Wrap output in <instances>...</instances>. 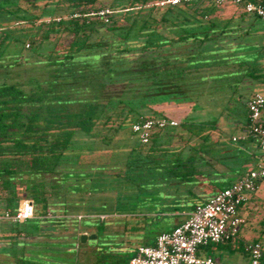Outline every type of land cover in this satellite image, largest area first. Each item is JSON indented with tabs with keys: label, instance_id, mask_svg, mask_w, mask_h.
<instances>
[{
	"label": "trees",
	"instance_id": "16d2710c",
	"mask_svg": "<svg viewBox=\"0 0 264 264\" xmlns=\"http://www.w3.org/2000/svg\"><path fill=\"white\" fill-rule=\"evenodd\" d=\"M156 1L110 0L104 22L96 15L102 0H0V214L23 199L34 205L31 220H0V264H50L49 251L67 256L66 242L80 246V221L119 214L107 208L108 190L168 180L177 195L193 196L201 179L231 173L237 181L264 162L253 141L211 142L218 118L199 116L221 101L219 115L234 110L242 114L234 127L248 124L242 90L264 75L256 57L223 52L229 25L249 14L223 20L205 0L163 8ZM64 34L69 42L59 47ZM169 105L189 108L176 128L152 133L147 144L114 139L135 136L140 120L167 118L161 108ZM174 139L196 144L170 152ZM175 204L169 213L201 203ZM260 240L250 243L264 248Z\"/></svg>",
	"mask_w": 264,
	"mask_h": 264
},
{
	"label": "rangeland",
	"instance_id": "374dc122",
	"mask_svg": "<svg viewBox=\"0 0 264 264\" xmlns=\"http://www.w3.org/2000/svg\"><path fill=\"white\" fill-rule=\"evenodd\" d=\"M109 1L102 0L105 5ZM105 5L104 7L107 8L108 6ZM40 6H42V3ZM240 14L238 9L228 5L215 10L212 18L224 20L231 16L237 17ZM12 28L18 30L25 28V31L28 32L30 30V26L27 24H15ZM228 38L230 44L225 46L226 51L223 53L236 54L240 59H243V57L244 59L256 57L258 68L262 70L264 75V22L253 15H246L243 20L234 19L229 25ZM69 39L65 34L62 35L58 41L59 47L66 45ZM51 40H55L54 35L51 36ZM26 45L25 49L30 50L31 47L27 48ZM255 93L264 95V82L249 83L242 90V94L245 95L246 99H250ZM214 106V108L213 106L205 107L203 110L205 115H199L201 118L211 121L218 118L216 129L211 135V142L218 139L226 142L232 135L240 134L241 130L234 127L236 126L234 120L242 119V114H238L233 110L229 113L226 111L224 115H219L222 110L221 101H215ZM161 110L167 118L174 119L179 123L189 113L188 107L171 105L162 107ZM114 139L120 143L132 144L137 137H130L127 133L122 132ZM194 141L196 140L191 139V143L187 145L179 139H174L168 145V150L176 153L187 152L188 146L193 145ZM253 147L256 150V155H259L256 146L249 144L251 151L254 150ZM235 179V174L228 177V180L231 181ZM169 184L170 182L166 180L161 184L144 185L139 189L108 190L103 193L104 196L113 197L107 208L115 209L119 214L108 219L85 218L80 221L77 225L79 227L76 233L77 237L86 233L95 235L97 238L88 241L84 245L80 244V246L75 244V240L69 243L66 242L64 245L73 248L67 256L62 251H49L48 257L52 261L50 264L128 263L132 253L139 246L151 245V241L158 233L168 232L174 227L176 218L186 217L184 214L178 216L175 213V216H172V213H169L173 211V208L179 207L175 204L176 202L184 199V197L177 195ZM249 197L253 198V202H255L252 209L249 210V213L252 214L245 218L246 223L240 227L235 239L228 244L221 243L201 248L202 257L210 256L222 264H249L248 255L243 250L245 243L260 238L261 243L264 245V229L261 227V221L264 219V179L261 181L259 189L255 193L249 194ZM250 203L251 201L245 203L243 208L250 205ZM64 234H73V231L69 230ZM64 245L59 244L58 247L62 248Z\"/></svg>",
	"mask_w": 264,
	"mask_h": 264
},
{
	"label": "built area",
	"instance_id": "2783aa9c",
	"mask_svg": "<svg viewBox=\"0 0 264 264\" xmlns=\"http://www.w3.org/2000/svg\"><path fill=\"white\" fill-rule=\"evenodd\" d=\"M193 0H159L158 7H175ZM217 9L231 5L240 13L253 15L264 22V0H205ZM113 11L101 9L96 15L109 21ZM91 15H95L91 13ZM28 48L29 45L27 44ZM248 124L233 142L253 141L264 154V95L255 93L247 102ZM178 121L171 118L143 119L132 125L131 131L142 144H147L152 133L176 128ZM264 179V162L256 163L234 184L223 188L187 214V219L168 232L159 234L153 245L139 246L126 264H218L212 257H200L203 247L225 243L235 237L246 219L241 209ZM34 217L30 199L19 202L14 212L0 214L1 221L24 223ZM81 220V216L77 217ZM249 264H264V248L260 243L247 244Z\"/></svg>",
	"mask_w": 264,
	"mask_h": 264
},
{
	"label": "crops",
	"instance_id": "0c3cea01",
	"mask_svg": "<svg viewBox=\"0 0 264 264\" xmlns=\"http://www.w3.org/2000/svg\"><path fill=\"white\" fill-rule=\"evenodd\" d=\"M233 136H235V135H233ZM233 136H232V138H233ZM231 175H232L231 173H224V174L219 173V174H217V176L209 177L207 179H201L200 183H198V189L195 191V194L193 196L192 195H185V194L181 195L182 197H184L182 202L204 203L206 200H208L211 196H213L215 193H217L219 191L218 188H226V187H229L230 185H232L236 182V179L234 181L228 180V177ZM253 200L254 199L251 198L250 205L245 206L240 211L241 215L244 216L245 218H247L249 214H252V213H249V210L252 209V207L254 206L255 202H253ZM189 212H190V210H185L183 212H180L179 214L176 213L178 216H180L181 214H184V215H186V217L176 218L174 227L179 225L180 223L184 222L187 219V214ZM172 216H175V213H172ZM161 233H159V234H161ZM83 234H86V233H83ZM158 235H156V237ZM135 251L132 253V256L135 254ZM207 257H210V256H207ZM215 261L218 264H222L221 262H219L217 260H215Z\"/></svg>",
	"mask_w": 264,
	"mask_h": 264
},
{
	"label": "water",
	"instance_id": "95a60500",
	"mask_svg": "<svg viewBox=\"0 0 264 264\" xmlns=\"http://www.w3.org/2000/svg\"><path fill=\"white\" fill-rule=\"evenodd\" d=\"M97 237L95 235L82 234L79 236V241L81 245L86 244L88 241L95 240Z\"/></svg>",
	"mask_w": 264,
	"mask_h": 264
},
{
	"label": "flooded vegetation",
	"instance_id": "af4514ba",
	"mask_svg": "<svg viewBox=\"0 0 264 264\" xmlns=\"http://www.w3.org/2000/svg\"><path fill=\"white\" fill-rule=\"evenodd\" d=\"M88 235V234H87Z\"/></svg>",
	"mask_w": 264,
	"mask_h": 264
}]
</instances>
